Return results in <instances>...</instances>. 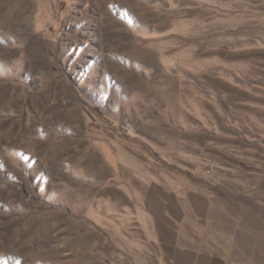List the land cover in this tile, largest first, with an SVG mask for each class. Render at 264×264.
Listing matches in <instances>:
<instances>
[{"label":"rangeland","instance_id":"374dc122","mask_svg":"<svg viewBox=\"0 0 264 264\" xmlns=\"http://www.w3.org/2000/svg\"><path fill=\"white\" fill-rule=\"evenodd\" d=\"M209 2L0 0V264L111 261L154 174L200 178L202 246L264 264V0Z\"/></svg>","mask_w":264,"mask_h":264},{"label":"crops","instance_id":"0c3cea01","mask_svg":"<svg viewBox=\"0 0 264 264\" xmlns=\"http://www.w3.org/2000/svg\"><path fill=\"white\" fill-rule=\"evenodd\" d=\"M208 4L210 8L221 6L218 0ZM261 126L264 128V124ZM250 136L264 144L263 132L258 130ZM193 169L197 171L196 167ZM261 171L257 167L258 190H264ZM144 178L130 180L134 185L124 188L129 203L120 202L121 217L113 220L115 236L123 242L116 245L114 258L106 259L104 264H227L224 258L201 243V227L210 217L212 197L200 178L192 180L183 174L180 177L154 174Z\"/></svg>","mask_w":264,"mask_h":264}]
</instances>
